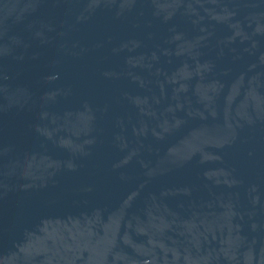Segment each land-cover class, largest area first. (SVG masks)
<instances>
[{"label": "water", "instance_id": "95a60500", "mask_svg": "<svg viewBox=\"0 0 264 264\" xmlns=\"http://www.w3.org/2000/svg\"><path fill=\"white\" fill-rule=\"evenodd\" d=\"M0 264H264V0H0Z\"/></svg>", "mask_w": 264, "mask_h": 264}]
</instances>
